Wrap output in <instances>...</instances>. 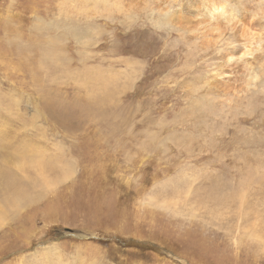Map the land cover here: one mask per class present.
Wrapping results in <instances>:
<instances>
[{
  "label": "rangeland",
  "instance_id": "obj_1",
  "mask_svg": "<svg viewBox=\"0 0 264 264\" xmlns=\"http://www.w3.org/2000/svg\"><path fill=\"white\" fill-rule=\"evenodd\" d=\"M0 264H264V0H0Z\"/></svg>",
  "mask_w": 264,
  "mask_h": 264
},
{
  "label": "bare ground",
  "instance_id": "obj_2",
  "mask_svg": "<svg viewBox=\"0 0 264 264\" xmlns=\"http://www.w3.org/2000/svg\"><path fill=\"white\" fill-rule=\"evenodd\" d=\"M228 15H229V17L232 20V24H230V23H228V24L230 26H232V28L234 30V36H240L243 40L250 41V43H252L253 39H254L255 30H253L254 23L252 22V20H250V15H248L246 13L237 14L236 12H232V11H230ZM172 17H173V19H175L177 21L180 20V14H178L177 12H175ZM194 29H195V25H192L191 26V32H193ZM217 30H219V29H217ZM207 33H204V34L207 35ZM208 34L210 35V33H208ZM210 37H212V36H210ZM217 37H219V36H217ZM214 38H216V37H214ZM233 54H234V50L233 49L230 50L229 52L224 53L222 55L223 61L226 62V63L232 61V59L234 58ZM245 75H247V73ZM253 76H255V74H253Z\"/></svg>",
  "mask_w": 264,
  "mask_h": 264
},
{
  "label": "clouds",
  "instance_id": "obj_3",
  "mask_svg": "<svg viewBox=\"0 0 264 264\" xmlns=\"http://www.w3.org/2000/svg\"><path fill=\"white\" fill-rule=\"evenodd\" d=\"M164 15H167V13H165ZM213 15L214 16H221V17H223V16H225L226 15V13H225V10L221 7V8H216L215 10H214V12H213Z\"/></svg>",
  "mask_w": 264,
  "mask_h": 264
}]
</instances>
